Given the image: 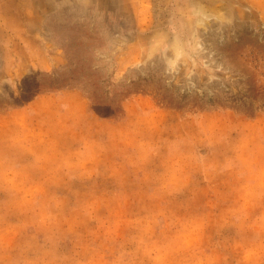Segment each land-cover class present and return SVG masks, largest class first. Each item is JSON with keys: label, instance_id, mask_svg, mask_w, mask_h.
<instances>
[{"label": "rangeland", "instance_id": "374dc122", "mask_svg": "<svg viewBox=\"0 0 264 264\" xmlns=\"http://www.w3.org/2000/svg\"><path fill=\"white\" fill-rule=\"evenodd\" d=\"M0 264H264V0H0Z\"/></svg>", "mask_w": 264, "mask_h": 264}, {"label": "crops", "instance_id": "0c3cea01", "mask_svg": "<svg viewBox=\"0 0 264 264\" xmlns=\"http://www.w3.org/2000/svg\"><path fill=\"white\" fill-rule=\"evenodd\" d=\"M75 94H77V93H75ZM50 96H53V95L43 96V98L47 97V99H49ZM76 96H77V95H76Z\"/></svg>", "mask_w": 264, "mask_h": 264}]
</instances>
